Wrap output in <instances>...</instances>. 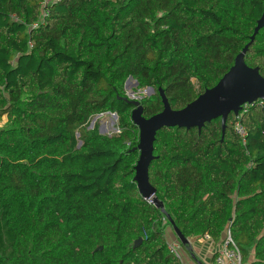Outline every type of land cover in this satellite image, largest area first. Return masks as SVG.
<instances>
[{
  "label": "trees",
  "instance_id": "16d2710c",
  "mask_svg": "<svg viewBox=\"0 0 264 264\" xmlns=\"http://www.w3.org/2000/svg\"><path fill=\"white\" fill-rule=\"evenodd\" d=\"M42 1L0 0V264H182L166 214L187 238L229 229L243 263L264 264V101L230 113L224 134L221 118L157 132L149 179L165 213L134 181L124 99L129 77L154 88L148 118L160 89L177 110L215 86L264 0H61L45 16ZM245 61L264 77V27ZM104 113L117 133L87 128Z\"/></svg>",
  "mask_w": 264,
  "mask_h": 264
},
{
  "label": "water",
  "instance_id": "95a60500",
  "mask_svg": "<svg viewBox=\"0 0 264 264\" xmlns=\"http://www.w3.org/2000/svg\"><path fill=\"white\" fill-rule=\"evenodd\" d=\"M262 27H264V12L257 22L250 42L235 57L234 65L215 86L206 89L182 109H172L162 89H160V96L163 102V110L148 118L143 115L144 107L140 99L128 96L124 98L133 106L131 119L139 129V143L134 148L139 151V157L135 165L134 181L142 197L150 200L162 211L165 212L164 204L155 196L156 190L149 179L150 164L155 158L154 142L157 132L164 127L176 126L187 129L197 127L201 130L206 122L221 118L224 134L230 113L238 115L244 104L254 103L257 100L264 101V77L258 67H250L245 61V54ZM130 79L131 77L125 83L127 84ZM147 91L149 95L155 92L152 87H147ZM112 114L115 118L118 117L117 113ZM100 133H102V130ZM77 136H79V133H77ZM81 144L82 142L79 140L77 147H80ZM166 215L180 242L184 245L188 244L187 237L175 225L171 216ZM140 242L141 239L136 240L134 247L138 246Z\"/></svg>",
  "mask_w": 264,
  "mask_h": 264
},
{
  "label": "crops",
  "instance_id": "0c3cea01",
  "mask_svg": "<svg viewBox=\"0 0 264 264\" xmlns=\"http://www.w3.org/2000/svg\"><path fill=\"white\" fill-rule=\"evenodd\" d=\"M165 234L168 244L178 245L182 264H215L214 257L223 245L226 232L218 241L206 236L188 237L189 243L186 245L180 242L172 225L166 227Z\"/></svg>",
  "mask_w": 264,
  "mask_h": 264
},
{
  "label": "built area",
  "instance_id": "2783aa9c",
  "mask_svg": "<svg viewBox=\"0 0 264 264\" xmlns=\"http://www.w3.org/2000/svg\"><path fill=\"white\" fill-rule=\"evenodd\" d=\"M59 1L61 0H43L41 4V7L43 9L42 15L45 16L49 14V11H48L49 4L54 3V2H59ZM248 104L250 103L244 104L242 109ZM235 130L240 135L245 137V134H246L245 129H244V126L240 122H237L235 124ZM205 236L211 238L209 235H205ZM168 249L171 253L179 257L177 244L169 243ZM214 258H215L214 259L215 264H244L240 247L233 240L229 229L226 231V235H225L221 249L216 253Z\"/></svg>",
  "mask_w": 264,
  "mask_h": 264
},
{
  "label": "rangeland",
  "instance_id": "374dc122",
  "mask_svg": "<svg viewBox=\"0 0 264 264\" xmlns=\"http://www.w3.org/2000/svg\"><path fill=\"white\" fill-rule=\"evenodd\" d=\"M126 96L131 98H144L150 96L147 88H140L136 79L131 78L128 83L124 84ZM5 125V119H0V128ZM89 130L97 128L102 134L112 135L118 132V119L112 113H104L93 116L87 124ZM79 142V141H78Z\"/></svg>",
  "mask_w": 264,
  "mask_h": 264
}]
</instances>
